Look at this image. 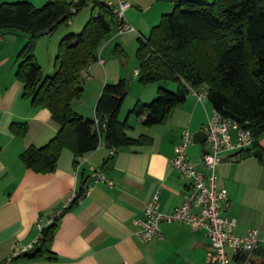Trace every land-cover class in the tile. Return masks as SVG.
<instances>
[{
	"label": "crops",
	"instance_id": "0c3cea01",
	"mask_svg": "<svg viewBox=\"0 0 264 264\" xmlns=\"http://www.w3.org/2000/svg\"><path fill=\"white\" fill-rule=\"evenodd\" d=\"M29 1L42 5L47 0ZM168 1L174 6L176 0H157L162 2L159 9H170ZM160 17L161 11H157L142 19L151 21L148 27H153ZM128 21L140 25L136 19ZM68 29L61 27L51 37L47 60L39 52L44 47V34L36 40L35 53L45 75L54 71L59 42L70 33ZM23 36L19 41L0 32V264L16 243L35 244L41 234L37 223L47 221L56 211L60 214L48 243L50 254L20 257L13 264H206L210 240L204 230L183 222L163 221L161 234L143 241L138 234L143 226L137 221L145 219L146 205L157 192L164 213L184 202L190 179L172 167L171 161L185 130L193 135L205 128L213 106L210 100L204 105L197 92L208 90L207 86L190 88L186 101L177 105L163 123L145 125V114L138 116L130 111L138 101L149 102L156 97L159 83H140L135 74L140 68H135L132 76L128 69L122 73L106 59L104 63L93 62L83 72V94L73 100V110L85 118H95L104 85L126 78L131 87L119 119L127 121L128 136L144 135L145 141L116 147L114 154L104 137L98 148L82 156L64 148L54 172H37L25 166L21 154L30 146L48 143L59 126L48 108L35 107L23 97V83L15 76L17 54L30 38L28 33ZM109 45L108 40L101 46L99 54L103 58ZM115 50L122 54L124 49L117 43ZM14 122L27 124L25 134L11 130ZM258 143L264 148V133ZM208 148L206 140L193 142L188 148V157L201 170H205L202 155ZM233 158L225 155L217 166L219 184L228 191L221 213L236 221L235 232L240 236L259 228L260 245H264V160L253 154L237 162ZM94 171H100L113 184L96 181ZM83 184L87 187L85 194L70 205ZM238 255L230 264H249L238 260Z\"/></svg>",
	"mask_w": 264,
	"mask_h": 264
},
{
	"label": "trees",
	"instance_id": "16d2710c",
	"mask_svg": "<svg viewBox=\"0 0 264 264\" xmlns=\"http://www.w3.org/2000/svg\"><path fill=\"white\" fill-rule=\"evenodd\" d=\"M107 2L47 0L41 6L30 1L0 3V32L13 29L30 35L16 58L15 76L23 83V97L35 107L48 108L59 126L48 143L30 146L21 154L27 168L54 172L64 148L82 156L98 148L103 137L109 147L145 141L144 135L128 136L127 121L119 119L128 94L125 78L104 85L95 118H85L72 108L73 100L83 94V72L98 60L103 42L119 23ZM90 3L96 12L80 33L62 37L54 71L45 75L35 53L36 40L41 36L37 33L52 32ZM138 43L139 82L160 85L157 96L149 102L138 101L131 114H145V125L161 124L186 101L190 88L206 85L213 108L236 119L256 137L246 153L264 151L258 143L264 133V0H176L173 9L161 16L148 35L139 34ZM168 82H175L177 89L169 90L164 85ZM27 127L26 123L14 122L11 130L23 135ZM86 188L83 184L70 205L85 194ZM57 220L55 217L45 226L33 247L13 261L50 254L48 243ZM237 259L264 264V245L250 254L240 253Z\"/></svg>",
	"mask_w": 264,
	"mask_h": 264
},
{
	"label": "built area",
	"instance_id": "2783aa9c",
	"mask_svg": "<svg viewBox=\"0 0 264 264\" xmlns=\"http://www.w3.org/2000/svg\"><path fill=\"white\" fill-rule=\"evenodd\" d=\"M107 3L114 9L119 21L113 31L116 35L135 29L125 15L126 10L131 6L130 2L108 0ZM97 61L104 63V58L99 54ZM135 74L139 75V70H136ZM197 95L199 100L203 101V98L208 96V91H199ZM98 121L99 119L96 118V122ZM204 131L209 144V148L205 149L202 155L205 170L199 169L188 157V148L194 139L193 135L185 130L175 146L171 161L172 167L190 179L185 200L171 212L164 213L160 210V192H157L146 205L145 219L137 221L143 226L138 234L143 241H147L161 234L163 221L183 222L195 229L204 230L209 238L210 245L206 251V264H230L236 254L244 252L250 254L259 247L260 231L259 228H255L247 235L240 236L235 232L236 221L222 215L221 206L227 199L228 191L226 187L219 184L217 166L225 155L231 157L246 151L257 139L250 129L244 128L236 119L222 114L215 108L208 114ZM115 151L116 147H110L111 154H114ZM92 175L96 181L113 184L100 171H94ZM59 214L60 211H56L47 221L38 222V229L41 231ZM33 245L16 243L13 252L4 259L2 264H13L14 257L32 248Z\"/></svg>",
	"mask_w": 264,
	"mask_h": 264
},
{
	"label": "rangeland",
	"instance_id": "374dc122",
	"mask_svg": "<svg viewBox=\"0 0 264 264\" xmlns=\"http://www.w3.org/2000/svg\"><path fill=\"white\" fill-rule=\"evenodd\" d=\"M15 1H29V0H15ZM127 1L130 2L131 6L125 12L126 18L128 20H131V18H132V20L136 19L137 23L140 25H139V27H137L135 25V23H133V21H130L131 25H133L135 28L134 30L126 31V32L120 33L118 35H116L115 32H112L107 37V39L104 41V42H106L109 40V43H110L109 47L107 48L106 52L104 53V57H105L104 59H106V61H108L110 63V65H112V66L114 65L115 68H117L118 70H121L122 73H124L128 69L129 74L131 73V75L133 76V72L135 71V68H140V60H139V57L137 54L138 48H139L138 36L141 33L144 35H148L151 28H152V25H150L148 27V24H151L150 23L151 21L148 22V20H147L144 22V20H143L144 16L147 18L149 13L152 14V13L157 12V11H161V16H162V12H167L168 10H172L173 5H171V2L168 1V3L170 4V5L168 4L170 9H167V11H166L163 8L159 9V7L161 6L160 3H162V2L158 3L157 0H127ZM204 1L213 2L214 0H204ZM1 2H14V0H0V3ZM38 4H40V3H38ZM38 4H36V6H41ZM95 12H96V10L94 9L93 4L90 3L89 5L83 7L77 14L71 16L67 21H65V22L61 23L59 26H57L52 32H49L48 34H44V36H42L44 38H41V39H45L44 47L41 48L42 51L39 48V52H41V58H45L46 60L48 59V54H47L48 44L50 46V39L54 35V33H56V31L61 29V27H64V28L66 27V28H69L68 32H70V33H80L82 31V29L84 28L86 22L89 20V18ZM83 17H84V20H83ZM160 20H161V17H160ZM1 32L4 33L5 38L14 37V38H17L19 41H23V39H24L23 35L25 34V32H23V31L13 30V29L4 30ZM14 35H16V36H14ZM117 43H119L121 45V47H123V49H124L122 51V54L120 52H118L117 50H115ZM36 46H37V44H36ZM37 48H38V46H37ZM46 66H47V64H46ZM52 66L54 68V63L52 64ZM128 82H129V80H128ZM128 84H129L128 85V92H129V87H131L130 82ZM148 85H151V83H148ZM159 85H160V83L157 84V87H159ZM164 85L169 90L175 91L177 89V84L175 82H168V83H165ZM202 90H204V89H202ZM127 97H129L128 94H127ZM202 102L204 103V105L205 104L208 105L207 104V103H209L208 96H205L203 98Z\"/></svg>",
	"mask_w": 264,
	"mask_h": 264
},
{
	"label": "water",
	"instance_id": "95a60500",
	"mask_svg": "<svg viewBox=\"0 0 264 264\" xmlns=\"http://www.w3.org/2000/svg\"><path fill=\"white\" fill-rule=\"evenodd\" d=\"M49 30H44V31H41V32H38L37 34L38 35H42V34H45V33H48ZM193 139H194V142L195 143H199V142H202V141H205L207 140V134L204 130H199L197 132H195L193 134ZM246 151H242L241 153L237 154L234 156L233 158V161H240L241 159L245 158L246 157ZM254 156L260 158V159H263L264 160V151L263 149H256L253 151L252 153Z\"/></svg>",
	"mask_w": 264,
	"mask_h": 264
}]
</instances>
